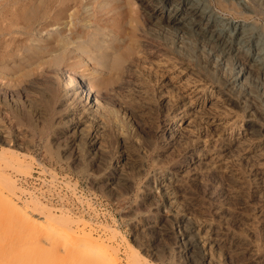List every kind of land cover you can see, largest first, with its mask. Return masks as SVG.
Instances as JSON below:
<instances>
[{
    "label": "bare ground",
    "instance_id": "bare-ground-1",
    "mask_svg": "<svg viewBox=\"0 0 264 264\" xmlns=\"http://www.w3.org/2000/svg\"><path fill=\"white\" fill-rule=\"evenodd\" d=\"M126 1L0 0V65H6L1 70L5 76H15L21 71L38 72L45 65L51 68L53 76L41 71L35 81L44 78L53 105L58 102L54 114H60L65 129L57 132V142L64 152L70 151L74 163L87 160L94 167H114L105 177L108 187L117 182L120 190L127 184L124 167H143L133 143L132 125L138 122L152 163L166 167L147 183L142 198L153 221L149 229L156 230V241L166 249L176 250L180 257L230 244L240 249L230 230L217 222L225 212L216 203L218 193L212 192L206 200L191 196L194 211L211 215L205 223L177 220L163 210L168 205L157 193L177 197V172L210 167L201 158L203 153L194 157L196 150L203 149L190 146L181 130L174 131L181 113L172 115L171 99L154 101L165 93L175 97L176 105L188 99V110L178 118L183 120L188 111L204 115L210 131L206 136H217L214 148L222 159L242 155L241 167H225L227 176L241 184L243 174L247 176L250 205L260 212L264 232V30L216 14L207 0H134L136 9ZM221 4L237 13L264 17V0H249L247 5L221 0ZM173 34L187 36L190 43ZM196 52L206 59L205 66L195 62ZM219 72L226 76L218 78ZM239 106L244 107V115L233 108ZM158 107L159 124L153 127L150 120ZM1 116L0 111V121ZM119 124L122 131L130 129L129 134L120 137ZM7 132L0 127V264H122L121 253L127 264H156L117 226L97 227L44 202L35 191L33 174L42 175L47 169L30 171L45 164L26 151L31 146L27 134ZM81 144L86 146L85 154ZM169 149L170 154H165ZM10 171L24 176L14 178ZM236 217L241 220L246 215ZM174 221L180 234L174 231ZM259 262L251 256L245 264Z\"/></svg>",
    "mask_w": 264,
    "mask_h": 264
},
{
    "label": "rangeland",
    "instance_id": "rangeland-1",
    "mask_svg": "<svg viewBox=\"0 0 264 264\" xmlns=\"http://www.w3.org/2000/svg\"><path fill=\"white\" fill-rule=\"evenodd\" d=\"M236 1L241 5H247L249 2V0ZM207 2L216 14L228 17L232 20L254 23L264 30V17L258 13H250V15L246 13H237L236 10L225 8V6L221 4V0H207ZM126 3L127 5L129 3V5L133 4L136 9L134 0H127ZM172 37L180 39L184 44L190 43V39L185 35L180 37L177 36V34H173ZM205 60L206 59H204L202 55L199 53L196 54L195 62L198 65L205 66ZM13 64L14 63H11V65ZM2 66L0 65V76H2L0 77V111L2 114L0 127L8 131L7 134L9 132H23L28 135L31 146L27 148L26 151L39 158L41 163L43 162L46 166L44 168L32 167L30 172L33 173L32 171L34 170L41 171V169H47V171L44 172L45 174L43 173L40 175L38 172L33 174L36 180L35 187H37L35 191L44 202L51 203L50 205L57 208H65L73 216L85 218L97 227L103 225L117 226L128 239L134 241L141 248L142 252L150 261H154L156 264H245V261L249 260L251 256L257 257V259L260 260L259 264H264L263 221H261V217L259 216L260 212H258L257 209H252L250 205L251 189L247 183V176L243 174L245 182L242 184L234 181L232 182L230 177L227 176L228 169L225 168L226 166L241 167L240 164L243 160L241 159L242 155L235 154L228 160L222 159L219 155L220 150L216 147L214 148L217 136L215 134L206 136V133H210V131L206 130L207 127L204 124V115L199 113L192 114V111H188V114L185 115L183 120L179 119L189 108L190 103L188 99H185L183 102H178L176 105L173 102L175 101V97H171L169 94L165 93L160 97V100L155 98L154 103L157 104L158 102H162L165 97L171 99L170 110L174 111H172V115L181 113V115L178 116L179 118H176L177 126L174 131H176V129L178 132L181 130V132L185 134V138L188 141L187 143H190V146H199L203 149L202 151L204 152L196 150L194 152V157L197 159L200 157V154L203 153L201 158L205 157L204 160L208 161L209 165L207 167H210V169L207 170L205 169L206 167H198L190 171L185 170L177 172V176L180 178V188L177 197L170 199L158 193L157 197L165 205H168L166 208L164 207L163 210H168L167 214H174L177 220L184 218L190 222L205 223L204 221L210 219L211 215L206 212L194 211L191 208L193 203L191 196L201 195L203 199L206 200L208 195L212 192H215V194L218 193V201L216 203L222 210L224 209L225 212L221 214L223 217L218 219L217 222L230 230L231 235L235 237H231L233 242L239 245L240 249L234 250L235 246L230 244L229 246L224 245L217 251L209 249H201V251L198 250L196 252L189 251L180 257L176 250H168L164 247L162 242L158 243L156 238H158L159 234L156 233V230H150L153 221H150L147 216L149 212L146 205H143L142 198L147 190L145 187L147 183L156 177H160V169L166 167H156L152 163L153 157H150L146 152L147 149L144 145V139L142 138L144 132H141L138 122L134 123L132 125L133 127H131L132 130L135 131L132 132L137 135L134 134L133 143L136 144L134 148L139 155V162L143 163V167H124V174L129 179L127 184L121 187L120 190L117 189V182L108 187L105 177L110 175L114 167H94L93 162H88L87 160L74 163L69 154L70 151L64 152L61 149V144L58 143L59 141L57 142V132L65 129L63 128L65 126L61 121L62 118L60 114H54V112H57L59 109L56 104L58 102H55L53 105V99L48 95L49 92L44 83V78V80L40 78V81H35L37 79L36 76L39 75L38 73L41 71H45V75L47 76H53V72L50 71L51 68H47L45 65L40 67L38 72H29V74L21 71L15 74L16 77L18 76L16 79L14 75L5 76V73L2 72L4 70H1V68L4 69ZM208 67L211 69L210 64H208ZM212 71L214 70L212 69ZM21 74L22 76H20ZM224 74L225 72H219L217 76L222 79L226 76ZM6 77L7 79H5ZM9 78H12V80ZM29 82L31 83L29 84ZM27 86L29 88H27ZM156 88L159 91L163 89V87L158 84ZM22 89L25 91H22ZM49 100L50 102L52 101V105ZM102 103L103 102H101V104ZM95 104L96 102L93 101L89 106L93 108ZM192 104H194V102ZM106 105L107 104H105V106ZM97 106L94 107L95 110ZM233 108L239 115H244L246 112L244 107L241 106ZM48 110L50 114H48ZM160 112L158 107L157 111L155 110V116H153L155 119L152 117L153 119L151 118L150 120L151 125H154L153 127H157L159 124ZM170 123L172 124V122ZM134 127L135 129H133ZM81 128L85 130L84 132L87 131L86 133H88L89 128L86 127V125H82ZM123 128L124 127L119 124L118 131H115L116 133H120V137L127 135V133L129 134V132L126 131H130V129L122 131ZM172 128H174V124H172ZM72 131L73 130L68 133L72 134ZM140 133L143 134L141 135ZM163 140L165 143L168 142L167 138ZM137 145L140 150H138ZM80 146L82 154H85L87 152L86 146L83 144ZM170 152L171 150L169 149V151H165V154H170ZM111 153L109 152V155H111ZM130 161H132V158ZM9 173H11L14 178L15 176H17V178L24 176V174L14 171H10ZM49 173H52V175L54 174L55 177L53 178ZM240 213L246 215V218L238 220L236 215ZM173 225L175 228L174 231L180 234L181 229L177 227L178 225H175V221ZM231 238L229 242L232 241ZM242 249H244L245 252ZM121 256L122 264H127L125 254L121 253ZM143 264H150V262L144 261Z\"/></svg>",
    "mask_w": 264,
    "mask_h": 264
}]
</instances>
